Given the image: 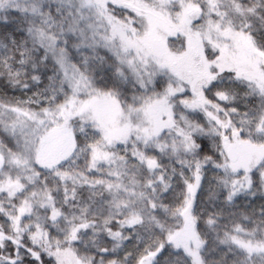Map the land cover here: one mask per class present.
Instances as JSON below:
<instances>
[{"label": "snow or ice", "instance_id": "snow-or-ice-1", "mask_svg": "<svg viewBox=\"0 0 264 264\" xmlns=\"http://www.w3.org/2000/svg\"><path fill=\"white\" fill-rule=\"evenodd\" d=\"M0 264H264V0H0Z\"/></svg>", "mask_w": 264, "mask_h": 264}]
</instances>
